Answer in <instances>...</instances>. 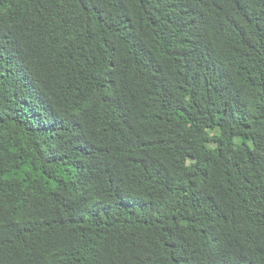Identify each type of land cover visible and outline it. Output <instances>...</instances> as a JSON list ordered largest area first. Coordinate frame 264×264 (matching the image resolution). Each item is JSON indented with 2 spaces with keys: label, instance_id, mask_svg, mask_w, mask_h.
I'll list each match as a JSON object with an SVG mask.
<instances>
[{
  "label": "trees",
  "instance_id": "obj_1",
  "mask_svg": "<svg viewBox=\"0 0 264 264\" xmlns=\"http://www.w3.org/2000/svg\"><path fill=\"white\" fill-rule=\"evenodd\" d=\"M0 264H264V0H0Z\"/></svg>",
  "mask_w": 264,
  "mask_h": 264
},
{
  "label": "rangeland",
  "instance_id": "obj_2",
  "mask_svg": "<svg viewBox=\"0 0 264 264\" xmlns=\"http://www.w3.org/2000/svg\"><path fill=\"white\" fill-rule=\"evenodd\" d=\"M217 132V131H216ZM208 145L210 146V147H214L215 146V143H208Z\"/></svg>",
  "mask_w": 264,
  "mask_h": 264
}]
</instances>
